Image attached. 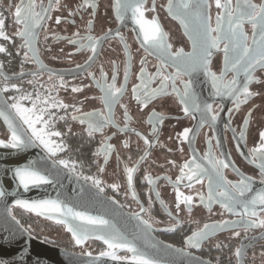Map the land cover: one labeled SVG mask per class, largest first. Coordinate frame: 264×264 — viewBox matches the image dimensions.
I'll use <instances>...</instances> for the list:
<instances>
[{
	"label": "flooded vegetation",
	"instance_id": "af4514ba",
	"mask_svg": "<svg viewBox=\"0 0 264 264\" xmlns=\"http://www.w3.org/2000/svg\"><path fill=\"white\" fill-rule=\"evenodd\" d=\"M29 2L23 0L24 5ZM207 2L214 28L216 16L222 10L216 8L215 0ZM262 2L264 0H253L256 4ZM32 3L33 11L43 19L34 29V39L28 47L24 38L16 34L24 27L23 23L15 22L14 15L21 0H0V16L5 21L3 30L8 37H0V46L6 49L0 53V87L7 88L3 92L10 104L19 100L24 107L31 108L37 97L41 101L48 100L47 105L37 102V108H46L44 119L48 121L46 128L43 123L37 128H44L48 133L59 132L60 136L46 138L52 141L54 148L60 146V150L51 155L38 140L35 141L59 166L89 182L129 212L138 214L165 242L218 264H238L241 258L244 264H264V227L246 229L241 226L239 208L236 213L229 212L219 200L208 198L209 175H212L208 159L228 164L222 169L226 181L238 183L242 177L251 178L252 192L246 193L245 199L264 192V175L258 167L260 159L257 156L256 162H251L253 150L261 144L259 134L264 131V68L255 69V79L249 84V91L255 95L246 102L241 95L238 106L234 96L216 94L211 78L203 70L177 77L175 91L170 80L166 94L151 96V90L160 87L161 78L154 74L162 61L143 42L140 25L131 11L122 13V19H118L116 0H87V3L85 0H59V3L57 0H32ZM232 3L235 5L236 0ZM93 4L95 7L91 6ZM180 4L181 0H173V11L184 16ZM167 5L168 0H145L144 18L158 21L172 52L183 49L191 53L190 34L179 19L169 14ZM188 22L191 29L194 19L190 17ZM243 30L248 37L247 43L255 47L252 25L245 22ZM89 36L98 41L95 54L90 47H80L81 44L91 45L93 41L87 39ZM220 48V51L213 50L209 63L210 71L218 76L225 69L223 44ZM142 67L147 74L144 78L147 88L139 78ZM162 72L173 75L176 68L163 67ZM16 75L22 76L14 78ZM233 75L228 71L225 81H231ZM237 79L241 86L246 82L243 72ZM184 81H191L192 100L187 105L181 99ZM112 84L122 91L117 93V101L109 108L102 99L106 91L101 86L106 89ZM138 85L134 93L133 88ZM73 88L80 91L73 92ZM146 92L149 93L147 98ZM29 94L31 100H20L21 96ZM193 101L200 105L199 111L194 109ZM53 104L57 107H52ZM60 104L67 107H59ZM206 104L212 106L211 113L204 111ZM186 106L189 108L187 114ZM85 113H101L110 122L99 131H91L88 118L83 116ZM211 115H216L217 119L212 121ZM81 119L85 122L81 123ZM24 126L28 130L27 125ZM185 129H190L187 139L183 135ZM28 132L31 134L30 130ZM0 137L6 142L11 138L1 120ZM193 157L196 164L208 169V174L197 183L195 179H187L189 169L184 168V179L177 181L182 175L181 168ZM60 160L66 161L68 167L60 165ZM127 168L134 169L131 185ZM94 181H99V186ZM213 189L215 193V184ZM177 190L183 196H191L192 203L181 202L177 208ZM255 210L257 216L252 219L264 220V206L257 205ZM12 212L34 235L66 249L81 253L108 249L96 240L77 246L69 233L65 238L57 236V230H63L62 225L20 208L13 207ZM243 219L248 220V217ZM224 222L229 223L212 232L199 247L186 243L187 237L204 225ZM237 249H242V255H236ZM119 256L129 257V253L122 252Z\"/></svg>",
	"mask_w": 264,
	"mask_h": 264
},
{
	"label": "snow or ice",
	"instance_id": "6c2138e0",
	"mask_svg": "<svg viewBox=\"0 0 264 264\" xmlns=\"http://www.w3.org/2000/svg\"><path fill=\"white\" fill-rule=\"evenodd\" d=\"M59 3V0H57ZM87 3V0H85ZM144 3L145 0H116V10L118 19H122V13L131 11L133 18L137 24L140 25V30L144 36V43L149 45L151 49L161 58V66L157 68V72L154 76L161 78L160 87L151 90V96L164 95L166 94V89L168 87V81H172V87L175 91V80L180 75H191L193 72L203 70L206 75H208L213 83V87L216 89L217 95H228L234 96L237 106L241 102L240 97L243 95L244 102L247 101L252 95L249 91V84L253 82L255 77L253 73L255 69L259 66L264 68V2L260 4L253 3V0H236L235 5H233L232 0H215V5L217 9L222 10L216 16V26L213 28L211 25V17L207 10L210 7L207 0H181L180 7L184 10V16H178L174 11L173 0H168V11L170 15L174 18L179 19L182 26L185 28L186 33L190 34V38L193 41V51L191 53H185L183 49L176 52L171 51V45L167 43L166 34L161 29L157 20L147 21L144 18ZM95 7V5H91ZM33 3L30 0L29 4L24 5L23 0L21 4L16 6L15 9V22L17 24L23 23L24 27L21 31L16 34L24 38L25 46L31 47V40L34 39V29L39 26L40 20L43 17L33 11ZM155 5H153V10ZM194 10V11H193ZM47 11V10H45ZM71 15V13H70ZM194 19V24L191 26L188 22L189 18ZM248 22L252 25V43L255 47L250 46L247 43V34L243 30V24ZM4 18L0 16V37L8 39L4 32ZM57 23H59V17L57 18ZM91 23V22H89ZM190 29V32H189ZM89 41H93L91 45L81 44L80 47H90L91 51L95 54L96 45L98 41L94 40L91 36L87 37ZM70 43H77V41H70ZM223 44V53L225 59V69L216 75V73L211 72L209 69L210 58L212 56L213 50L220 51V45ZM6 49L0 46V53L5 52ZM27 57V53H25ZM91 60L92 57H89ZM144 63L143 61L141 62ZM175 67L176 73L173 75H164L162 72L163 67ZM2 67V65H0ZM228 71H231L234 75L231 81H225L224 77ZM243 72L246 77V82L241 86L237 76L239 73ZM104 74L102 73V76ZM146 71L142 67L140 70V79L142 81L143 87L147 88L148 85L144 83V78L146 76ZM125 78H127V73H125ZM115 80V76H113ZM257 83L259 81H256ZM184 93L182 96V102L186 105L192 100L191 93V81H184ZM16 88V85H12ZM105 97L102 99L111 108L112 104L117 101V93H120L122 89L115 88L114 84L108 85L106 89ZM140 86L133 88V92L136 93ZM7 91V88L3 89ZM73 92L80 91L79 88H73ZM149 93H145L147 98ZM15 100V98H12ZM31 100V95L21 96L20 100ZM139 100V97H137ZM37 102L48 104V100H40L37 97V101H33L32 107H24L19 100L8 105L6 102H0V117H2L8 126L11 133V138L9 144H4V141L0 140V145L5 147L11 146L13 148L26 147L33 143L34 140H38L41 145L51 154L55 155L56 151L60 150V146L55 148L52 146V141L47 139L48 136H60L59 132L48 133L44 128L38 129L37 125L43 123L45 128L47 127L48 121L44 119L46 113V108H37ZM145 101H142V103ZM52 107H57L53 104ZM59 107H67L66 105L60 104ZM193 107L195 110H200V105L193 101ZM11 108L15 112V117H18L24 125H27L28 130L31 131V136L26 135L25 130L20 124H14L15 117L8 111ZM185 113L189 112V108L186 106L184 108ZM204 111L206 113L212 112V106L206 104L204 106ZM127 115V113H125ZM83 116L88 118V127L91 131H99L103 128L106 122H110L108 118L103 117L101 113H85ZM96 117V119H93ZM77 117H73L76 119ZM211 120L215 121L217 119L216 115H211ZM85 120L81 119V123ZM190 129L184 130L185 139L188 138ZM244 133L241 132L243 137ZM261 144L258 148L253 150L252 163L256 162V157L260 159L261 174L264 175V131L259 134ZM148 143V141H146ZM127 146V145H125ZM110 147V146H109ZM208 157H206L207 159ZM143 159V157H142ZM58 163L65 168L68 167V163L64 160L58 161ZM208 163L211 165L212 175H209V200H219L222 207L227 209L229 212L236 213L237 208L241 211L237 214L241 216V226L245 227H264V220H255L252 217L257 216L256 206H264V192L256 193L250 199H245L246 193L252 192L251 188V178L242 177L238 183H231L226 181L222 169L227 168L228 164L222 160H212L208 159ZM184 168L189 169L187 174V179L192 181L195 179L197 183L201 182V177L208 174V169L200 164L195 163V157L191 162L185 163L181 168L182 175L177 178V181L184 179ZM128 182L131 185L132 173L134 169L127 168ZM15 175L19 182L27 189L29 185H38L42 183H49L50 181L45 175H41L38 171L30 168H18L15 170ZM89 179V178H85ZM167 179V178H166ZM149 183H152L151 178H148ZM94 183L99 186V181H94ZM213 184H215L216 189L214 193ZM191 187V183L188 185ZM115 187V185H113ZM235 193V194H234ZM3 190H0V197L4 196ZM191 196H183L177 190L176 200L177 208H179L180 203L183 202L186 205L192 203ZM203 199V197H201ZM16 205L28 210L29 212L37 213L38 215H43L45 213H58L62 218L58 222L67 223V218L71 217L73 220H80L86 222L89 225H100L107 226L108 221L100 217H92L84 214L83 212L74 211L72 208L62 206V202L59 200H39V201H26L17 200ZM143 210V209H142ZM244 217H248V220H244ZM15 220V217H13ZM19 224V221H16ZM145 225L148 224L147 221H143ZM229 222H224L223 224H213L204 225V227L198 231L193 232L187 237L186 243L192 247H199L200 243L212 234V232L224 227ZM235 224L236 222H231ZM150 227V225H148ZM23 227V226H21ZM171 230V229H169ZM68 231L73 235V238L77 245L81 244L84 240L89 238V230L84 227V224L68 225ZM239 235V233H237ZM98 239H103L110 249H126L128 252L133 253L132 261L133 264H158L154 259L146 256V254L139 251L135 244L121 237L118 233H107L104 236H98ZM89 255H91L89 253ZM102 256H111L112 259H121L115 255V252H104L101 253ZM236 255H242V249L236 250Z\"/></svg>",
	"mask_w": 264,
	"mask_h": 264
},
{
	"label": "water",
	"instance_id": "95a60500",
	"mask_svg": "<svg viewBox=\"0 0 264 264\" xmlns=\"http://www.w3.org/2000/svg\"><path fill=\"white\" fill-rule=\"evenodd\" d=\"M19 76L22 75H16L14 78ZM0 102L11 105L1 87ZM8 111L15 117L13 109L9 108ZM0 120L8 129L4 119L0 117ZM13 122L20 124L26 135L31 136L18 117H15ZM4 144L9 142L4 141ZM24 167H30L45 175L50 182L29 185L26 189L15 175L16 169ZM0 190L5 193L0 197V264H133V253L126 249H110L103 239L97 238L107 233H118L133 242L140 252L158 264H218L158 238L152 226L149 223L145 225V220L138 214L129 212L89 182L59 166L35 140L22 148L0 145ZM48 199L59 200L62 206L66 205L88 216L103 218L108 221V225H89L71 217L67 218V223H62L58 222L62 219L58 213H30L62 225L75 244L72 233L68 231V225L84 224L89 230V238L76 245L84 246L87 242L96 240L105 244L108 249L90 253L91 255L66 249L34 235L12 212L13 207L29 212L16 205L17 200L32 202ZM16 221H19V224ZM104 252H115L121 259L114 260L111 256H102L101 253ZM122 252H128L129 257L119 256ZM238 264H244L243 258Z\"/></svg>",
	"mask_w": 264,
	"mask_h": 264
},
{
	"label": "rangeland",
	"instance_id": "374dc122",
	"mask_svg": "<svg viewBox=\"0 0 264 264\" xmlns=\"http://www.w3.org/2000/svg\"><path fill=\"white\" fill-rule=\"evenodd\" d=\"M0 138H1V137H0ZM1 139H2V138H1ZM2 140H3V139H2ZM62 229H63V230H57L56 233H57V236H61V237H64V238H65V237H67V233H68V232L65 230L64 227H63ZM68 236H69V235H68Z\"/></svg>",
	"mask_w": 264,
	"mask_h": 264
}]
</instances>
